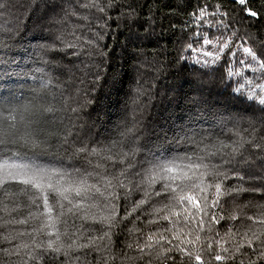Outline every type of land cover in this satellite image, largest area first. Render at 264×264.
I'll list each match as a JSON object with an SVG mask.
<instances>
[{
  "label": "snow or ice",
  "instance_id": "snow-or-ice-1",
  "mask_svg": "<svg viewBox=\"0 0 264 264\" xmlns=\"http://www.w3.org/2000/svg\"><path fill=\"white\" fill-rule=\"evenodd\" d=\"M180 168L197 175L154 187L174 185L179 216L187 185L209 182L211 203L192 190L200 232L149 236L141 260L264 264V233L224 238L230 203L264 217V0H0V264H116L118 232L103 255L102 237L64 248L65 207L83 211L110 171ZM17 224L23 253L3 238Z\"/></svg>",
  "mask_w": 264,
  "mask_h": 264
},
{
  "label": "rangeland",
  "instance_id": "rangeland-1",
  "mask_svg": "<svg viewBox=\"0 0 264 264\" xmlns=\"http://www.w3.org/2000/svg\"><path fill=\"white\" fill-rule=\"evenodd\" d=\"M72 23L73 22L70 21L69 25L71 26ZM70 29L71 27L69 28V30ZM196 175L197 174L195 172H192L191 175H189V172L185 171L183 168H180L178 173H175L174 171L170 172V176L164 178L160 176L153 177V173L151 171H146L145 175H143V178L145 180L143 188L137 187L142 182V178L140 177H137V179L131 182L132 186L128 185L124 187V190L129 187L130 189L127 191H129L132 195H135L134 197L126 199L107 196L105 190L108 186V183L110 184L111 179H107L105 176L102 177L99 181V188H96V186L93 185V192L90 193L87 203L82 206L83 211H81L79 208L73 209V215L69 214L67 206L65 207V218L67 222L65 223L64 220H62L59 225L61 242L63 243L64 248L68 249L69 246L73 245L74 243L86 244L89 242V240H92L94 245H100V241L96 238L102 237L103 245L100 246L102 248L101 255H103L104 246H106L108 249H111L112 247L111 242L108 240V234L112 233V230L115 229L116 226L118 228H123V224L125 223L131 227V233L134 234V239L137 240L135 227L141 224H146L143 221L145 208H150L151 210H159L160 208L158 207V204H162L161 208H164L166 212H171L174 207H177L173 198L174 196L172 195L173 193L171 191L172 183H161V187L159 188H155L154 185L158 181H191L192 178ZM149 184H151L152 186H149ZM199 184V180H197L195 183H189L185 188L186 190H184L186 197L189 196L187 198V202L189 207L191 208L190 213L192 215L188 216L187 221H183L184 216L181 219L182 221H174L175 223H177V226L181 228V234H183V231L192 232V230H194L196 232L200 227L201 220L198 216V213L201 210V205L193 199L192 190L196 189L195 195L199 196L201 201L207 200L208 203H211V198H209L211 185L209 184V182H204V185L202 187H198ZM113 189H116V187L114 186ZM219 191L220 189L219 187H217L215 191L212 192V196L215 197ZM161 192H169V195L162 197L159 195V193ZM149 194L157 195V197L160 198V201L155 204L147 202L146 198ZM118 195H120V192L118 193ZM127 205H129V208L126 211V215L122 211L119 212V206H121L122 208ZM239 207L243 208V205L241 204ZM239 207L234 208L231 203L229 204L230 209L235 210L240 216H242L241 212H243V210ZM195 216L196 218L194 219ZM242 217V219L247 218L245 216ZM261 220V224H255L254 220L251 221L254 222V224H250H253L256 227H264V219ZM73 221L75 222L73 223ZM23 228V225L17 224V228L15 230H6V235H4L3 238H12L17 241V248L10 250H19L21 253H23L22 246L24 244H31L32 238L27 235H25L23 238L19 236L18 233L20 230H23ZM38 232L39 230L35 232V234H37L36 239H40ZM95 233H97L96 238L90 239V236ZM36 243H40V241L36 240ZM123 251H127V249L122 248L121 250L119 248H115L114 250H112V252H110V255L116 256V264H121L122 258H125V260L132 259L131 257L126 256H136V254H130L127 252V254L125 255V252ZM22 261L23 255H21V257L17 259L16 264H22ZM81 261L83 262V256L81 257ZM148 262L149 261H147L146 263L142 262V264H148Z\"/></svg>",
  "mask_w": 264,
  "mask_h": 264
},
{
  "label": "trees",
  "instance_id": "trees-1",
  "mask_svg": "<svg viewBox=\"0 0 264 264\" xmlns=\"http://www.w3.org/2000/svg\"><path fill=\"white\" fill-rule=\"evenodd\" d=\"M113 27H115V25H113ZM71 32V29L69 30ZM75 35H80L79 32H76ZM69 39H72L73 37L71 35H69L68 37ZM113 38H109L108 43L112 42ZM123 40V36H117L116 37V44H115V48L119 49L120 48V41ZM149 48H151V45H148ZM125 54L127 55V53L125 52ZM117 67H119V65H117ZM147 170H143L141 169L139 171V176H136L135 179H137V177L142 178V182L137 186L138 188H143L144 187V183L145 180L143 178V175H145ZM175 172L178 173L179 169H169V174L163 176L164 177H169L170 176V172ZM107 179H111L110 184L108 183V186L105 190L107 196H112V197H119V198H130V197H134L135 195H132L129 191L130 188H126V190H124L125 186L131 185L134 180H132L131 178L127 179V181L125 179H122V170L117 169L114 173L113 172H109V174L107 176H105ZM113 177H115V179H113ZM153 177H156L153 174ZM122 185V190L119 191L120 195H118L117 193V186H121ZM116 187V189H113V187ZM132 186V185H131ZM186 190V189H185ZM171 191H172V195H175V187L173 184H171ZM117 195V196H115ZM125 197V198H124ZM189 196L186 197L185 192H183L182 194V199L187 201V198ZM147 202L155 204L158 201H160V198L157 197V195H153V194H149L147 196ZM261 205H264V201L260 202ZM243 205V204H242ZM179 208L181 209V214L179 216L175 215L173 209L171 210V212H166L164 208L162 207V204H158V207L160 208L159 210H151L150 208H145L144 209V223H146L145 225H138L135 227L136 229V233H137V240L134 239V234L131 233V227L129 225H127L126 223L123 224V228H118L117 226L115 227V229L112 230V233L115 235L117 232L119 233L118 238H116V248H119L122 250V248H126L127 251H123L125 252V255L127 253L130 254H136V256H126V257H131L132 259H126L122 258L121 260V264H142V262L146 263L148 260V248L145 247L144 249V259L141 260V253L139 251H136V249L140 246V245H145L147 246L149 243L158 246L159 241L158 239H153L152 241L148 240L149 236H153V237H166L168 238V240L172 241L173 243H178L179 241L174 239L175 236H179V237H184V236H192L195 237L199 232H200V227L199 229L195 232L194 230L191 231H183V234H181V228H179L177 226V223H175L174 221H182V217L184 216V220L183 221H187V218L189 215H192L191 213H186L184 210L185 205L184 204H180L178 205ZM129 208V205L122 207L119 206V212H123L125 215L127 214V210ZM241 208V207H239ZM243 210V212H241L242 216H245L247 218L242 219L243 217L240 216L235 210L230 209L229 208V213L231 214H235L238 215L240 217L239 220L234 221L235 223V227L238 229V231L233 235L231 233H229L228 235H226L224 238L229 242V246H233L235 244H239L241 242V240L247 239L251 233L248 232L247 230L249 228H252L253 230L257 231V232H262L264 233V227H256L254 226V222H251L252 220L255 221V224H257V221L259 220L261 224L262 220L264 219V217L258 216L254 214V210H245L244 208H241ZM197 216V215H196ZM196 216L194 217V219L196 218ZM248 217H252V219L248 220ZM8 216L5 215V222H7L6 220H8ZM66 219V218H65ZM253 223V224H250ZM30 227L32 228L33 233L35 234V232L37 230H39V226L35 225L34 223L30 222ZM226 231V226L221 227L220 232L223 234ZM195 233V234H194ZM96 234H93L90 236V239H95L96 238ZM204 235H207V233H204ZM4 237V236H3ZM31 238V237H30ZM38 241H40V239H36ZM167 246V245H165ZM127 252V253H126ZM155 252H156V248L154 247L152 249V253H153V257L155 258ZM125 257V256H124ZM17 262V260H16ZM149 264V262H148ZM154 264V262H153Z\"/></svg>",
  "mask_w": 264,
  "mask_h": 264
}]
</instances>
